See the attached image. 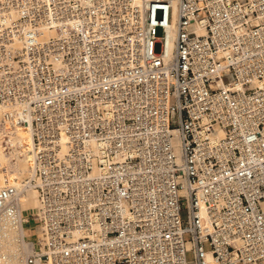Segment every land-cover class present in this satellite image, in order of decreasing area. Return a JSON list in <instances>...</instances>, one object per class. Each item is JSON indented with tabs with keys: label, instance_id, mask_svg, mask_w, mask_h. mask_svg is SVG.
I'll return each instance as SVG.
<instances>
[{
	"label": "built area",
	"instance_id": "obj_1",
	"mask_svg": "<svg viewBox=\"0 0 264 264\" xmlns=\"http://www.w3.org/2000/svg\"><path fill=\"white\" fill-rule=\"evenodd\" d=\"M0 141L23 264H264V0H0Z\"/></svg>",
	"mask_w": 264,
	"mask_h": 264
},
{
	"label": "bare ground",
	"instance_id": "obj_2",
	"mask_svg": "<svg viewBox=\"0 0 264 264\" xmlns=\"http://www.w3.org/2000/svg\"><path fill=\"white\" fill-rule=\"evenodd\" d=\"M170 45V41L168 42ZM220 83L213 85L219 87ZM27 165L24 160L7 154L0 141V184L5 180L8 184L20 188L26 177ZM21 214L30 213L37 208L36 192L26 188L20 197ZM24 227L13 223L5 215L0 214V264H23L21 240Z\"/></svg>",
	"mask_w": 264,
	"mask_h": 264
},
{
	"label": "rangeland",
	"instance_id": "obj_3",
	"mask_svg": "<svg viewBox=\"0 0 264 264\" xmlns=\"http://www.w3.org/2000/svg\"><path fill=\"white\" fill-rule=\"evenodd\" d=\"M155 36L156 37H161L162 36V33H161L160 29H158V28L156 29ZM153 50L156 53L159 52L160 51V45L159 44H155ZM221 80H222V82L224 84H226V83H228V82H230L232 80V77L230 75H226V76H223ZM179 217H180V220L182 222H185L187 220V211H186L184 206L180 210ZM30 222H31L30 225H25L24 236H25L26 239L35 241V238L31 235V232H30L34 228V223L31 220H30ZM183 240L184 241L189 240V236L187 234H184L183 235ZM203 250L204 251H209L210 250V247H209V245L207 243H205L203 245ZM185 260L187 261L188 264H192L193 253L191 251H188V252L185 253Z\"/></svg>",
	"mask_w": 264,
	"mask_h": 264
}]
</instances>
